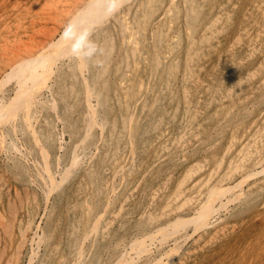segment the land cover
Returning <instances> with one entry per match:
<instances>
[{
  "label": "rangeland",
  "instance_id": "374dc122",
  "mask_svg": "<svg viewBox=\"0 0 264 264\" xmlns=\"http://www.w3.org/2000/svg\"><path fill=\"white\" fill-rule=\"evenodd\" d=\"M125 1L17 110L88 0H0V264H264V0Z\"/></svg>",
  "mask_w": 264,
  "mask_h": 264
},
{
  "label": "bare ground",
  "instance_id": "6f19581e",
  "mask_svg": "<svg viewBox=\"0 0 264 264\" xmlns=\"http://www.w3.org/2000/svg\"><path fill=\"white\" fill-rule=\"evenodd\" d=\"M129 1V0H127ZM117 4L115 3V0H88L87 4L81 7V10L78 11L72 18L71 21L69 23V26L67 28V31H65V33L61 36V40H59L58 43H52L50 45H48L46 48H44L43 50H41L40 53H38L35 57L30 58L28 60L22 61L18 64H16L13 68H12V72L14 74H17V76L19 77V86H17L19 88V90L17 89V99L14 100L15 106H17V110L21 109L22 107H25L27 104L29 106L30 103V97L28 98L27 96L30 95L27 94L26 91H33V93L35 91H37L36 89H38V84L41 81V79H43L48 73L50 67L58 60L61 58H65L67 56L70 55H74L76 58L80 59V63H81V68H83V56H82V51L79 48V43L85 39V37L91 33L92 31H94L97 26L99 24H101L104 20H107V17L110 14H114V11H116V9L120 8L119 6L122 5L124 2H126L125 0H120V1H116ZM118 11V10H117ZM111 17V16H109ZM101 26V25H100ZM29 49V48H28ZM54 68V67H53ZM16 82V84H18ZM88 88V86H87ZM87 96H88V107L90 109V115L88 117V128L91 127V129L93 128L92 125L95 123V116H94V108L93 105L91 104V98H92V93L88 90L87 91ZM31 93V92H30ZM95 100V99H94ZM11 104V103H10ZM23 105V106H22ZM28 108V107H27ZM7 112V110H4ZM13 108L10 109V111L8 112L7 116L3 117L2 119H0V124L3 123H7L9 122L8 120H11L12 115L14 114L13 112ZM88 111V110H87ZM16 113V111H15ZM5 115V114H4ZM1 117V116H0ZM16 117V116H15ZM14 118V115H13ZM30 120V119H29ZM101 126V125H100ZM102 128V126H101ZM103 129V128H102ZM88 132V130H87ZM88 133H86L87 135ZM83 158V157H82ZM77 159L74 157L73 161L71 163L72 167L74 165H76V161ZM70 170V169H69ZM43 171V170H42ZM49 171V170H47ZM68 172V171H67ZM50 173V172H49ZM39 175V174H38ZM47 175V174H46ZM50 177V176H49ZM248 179V178H247ZM52 184V182H51ZM242 184V183H241ZM51 186V185H50ZM215 191V190H214ZM219 193L221 191H218ZM223 192H228V191H223ZM215 193V192H214ZM213 193V194H214ZM217 193V191H216ZM212 194V192H211ZM225 194V193H223ZM207 198V196H206ZM217 199V198H216ZM213 199V202L214 200ZM220 199V197H219ZM22 201V200H21ZM206 201V200H205ZM212 201V200H211ZM211 201H208V203H210L208 206H212L213 204H211ZM212 202V203H213ZM228 202V201H227ZM226 202V203H227ZM206 203V202H205ZM222 203V202H221ZM219 205V204H218ZM221 205V204H220ZM219 205V206H220ZM224 205V204H223ZM205 206V205H204ZM226 206V205H225ZM224 206V207H225ZM223 208V207H222ZM201 209V208H200ZM213 209V208H212ZM208 210V208H207ZM218 210V209H217ZM219 210H221L219 208ZM218 210V212H219ZM199 211V210H198ZM211 211V210H210ZM194 212V211H193ZM207 213V211H205ZM200 213V211H199ZM205 213V214H206ZM211 213V212H209ZM208 213V214H209ZM215 213H217L215 211ZM214 213V214H215ZM198 215V214H197ZM200 216L202 214H199ZM198 215V216H199ZM197 216V218H198ZM212 216V213H211ZM210 216V217H211ZM194 218H196V216L194 215ZM196 218V219H197ZM2 219V218H1ZM204 219H205V215H204ZM207 219V218H206ZM205 219V221H206ZM209 219V217H208ZM195 220V219H194ZM193 220V221H194ZM208 221V220H207ZM168 223V222H167ZM176 224V223H175ZM186 224V223H185ZM172 225V224H171ZM174 225V224H173ZM180 225V224H179ZM5 226V225H4ZM176 225H174L173 227H175ZM186 226V225H185ZM200 226V225H199ZM179 227V226H178ZM177 227V228H178ZM203 227V226H202ZM171 228V227H170ZM168 229V228H167ZM202 229V228H199ZM173 230V229H172ZM171 230V231H172ZM175 230V229H174ZM177 230V229H176ZM175 230V231H176ZM167 231V230H166ZM170 231V230H169ZM198 231V230H196ZM179 232V231H178ZM42 233V232H41ZM156 233V232H155ZM158 233V232H157ZM160 233V232H159ZM166 233V232H165ZM167 233L169 234L170 232L167 231ZM173 234V233H172ZM171 234V235H172ZM177 234V233H176ZM166 236V235H165ZM169 236V235H168ZM173 236V235H172ZM150 237V236H149ZM144 239V238H143ZM165 239V238H164ZM163 239V240H164ZM138 240V239H137ZM34 241V240H33ZM139 242V241H138ZM137 242V243H138ZM142 242H140L141 244ZM151 244V243H150ZM137 245V244H136ZM139 246V244H138ZM20 247V246H19ZM81 247V246H80ZM18 248V247H17ZM82 248V247H81ZM132 248V247H131ZM135 249V248H134ZM4 250V249H3ZM139 251V250H138ZM128 252V251H127ZM126 252V253H127ZM167 253V252H166ZM34 254V253H33ZM32 254V255H33ZM137 254V253H135ZM76 255V254H75ZM137 256V255H136ZM1 258V257H0ZM138 258V257H137ZM136 258V259H137ZM32 259V257H31ZM30 259V261H31ZM122 260V259H121ZM133 260V259H132ZM123 262V260H122ZM132 262V261H131ZM136 262V261H135ZM125 263V262H123ZM122 263V264H123ZM7 264V263H6Z\"/></svg>",
  "mask_w": 264,
  "mask_h": 264
},
{
  "label": "clouds",
  "instance_id": "9594fccd",
  "mask_svg": "<svg viewBox=\"0 0 264 264\" xmlns=\"http://www.w3.org/2000/svg\"><path fill=\"white\" fill-rule=\"evenodd\" d=\"M69 27H70V26H69ZM66 31H67V29H66ZM92 47H93V49H95V45H94V44L92 45Z\"/></svg>",
  "mask_w": 264,
  "mask_h": 264
}]
</instances>
